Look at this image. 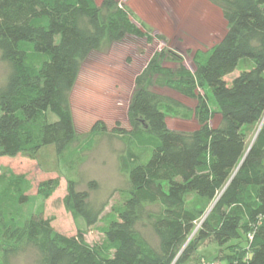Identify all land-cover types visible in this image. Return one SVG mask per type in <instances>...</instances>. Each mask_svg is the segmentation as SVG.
Here are the masks:
<instances>
[{
  "label": "trees",
  "instance_id": "1",
  "mask_svg": "<svg viewBox=\"0 0 264 264\" xmlns=\"http://www.w3.org/2000/svg\"><path fill=\"white\" fill-rule=\"evenodd\" d=\"M212 1L225 33L203 59L195 58L192 77L183 69L169 80L187 96L195 97L193 88L205 91L196 96L197 126L170 129L168 100L147 88L145 77L136 78L128 111L138 125L123 138L146 150L145 159L130 166L138 155L119 157L126 185L103 216L106 201L90 196L95 180L79 189V180L67 179L61 199L76 224L102 221V239L90 244L79 226L74 235L56 231L41 208L20 220L28 186L24 175L9 174L0 186V264L28 249L36 264H192L199 243L210 239L219 253L234 250L204 260L264 264V0ZM126 36L145 32L115 0H0V59L8 68L0 83V157L34 158L53 144L61 159L89 147L91 135L83 142L75 135L70 94L81 61L104 37ZM49 112L56 120H48ZM59 185L58 177L40 181L36 194L48 199ZM241 234L245 246L231 243Z\"/></svg>",
  "mask_w": 264,
  "mask_h": 264
},
{
  "label": "rangeland",
  "instance_id": "2",
  "mask_svg": "<svg viewBox=\"0 0 264 264\" xmlns=\"http://www.w3.org/2000/svg\"><path fill=\"white\" fill-rule=\"evenodd\" d=\"M95 2L100 5L102 0ZM115 2L129 10L134 22L145 32V36H126L120 41H109L104 37L101 45L81 61L70 94V105L75 135L79 142H83L91 135V145L83 151L61 159L57 157L53 144L43 146L34 158L21 155L0 157V186L3 184L4 176L9 174H20L26 178L30 199L19 206L20 220L27 221L41 208L45 217L52 218L51 224L56 231L74 235L79 226L84 230V238L90 244L102 239V233L98 228L103 222L99 221L95 227L87 228L81 221L78 224L73 221L61 203L66 193L67 179L79 180V189H85V184L89 180H95L98 188L90 192V196L98 202L106 201L107 206L102 216L108 213L111 205L119 199L118 190L123 188L127 181V176L119 169V157L123 155L127 159L130 152L138 155L134 161H128L131 166L135 162L143 161L147 155L146 150L136 148L130 138L128 140L123 138L127 131H132L138 125V119L128 111L136 78L145 77L144 84L147 88L168 100L170 108L166 116L170 129L193 130L197 126L194 113L196 96L206 93L202 89L193 88L195 97L187 96L175 89L177 87H172L169 80L176 78L173 73L178 74L183 69L192 77L195 58L203 59L206 51L226 31V22L221 10L212 0H115ZM247 60H244V63H247ZM158 67L164 70L160 71ZM240 67L241 63L227 80H231L235 73L240 71ZM165 70H170L172 75ZM7 71V65L0 59V83ZM187 89L190 90L189 87ZM209 105L214 112L211 121V124H214L218 116L210 94ZM48 120L54 121L56 116L49 112ZM254 129L248 131L247 142L251 141ZM56 177L60 181L59 187L51 197L43 200L36 194L37 184ZM191 201L192 199L188 197V202ZM208 211L207 209L201 219L207 216ZM146 230L150 240H155L151 230ZM231 243L245 246V236L241 234L239 239H234ZM229 250L219 253V246L214 240L202 241L190 262L195 264L197 259L212 260L218 253L224 258L230 253ZM221 257L214 261L217 264H225ZM7 264H36L34 252L28 249L10 256Z\"/></svg>",
  "mask_w": 264,
  "mask_h": 264
},
{
  "label": "built area",
  "instance_id": "3",
  "mask_svg": "<svg viewBox=\"0 0 264 264\" xmlns=\"http://www.w3.org/2000/svg\"><path fill=\"white\" fill-rule=\"evenodd\" d=\"M251 239V236H249ZM200 264H217L215 261H209V260H202Z\"/></svg>",
  "mask_w": 264,
  "mask_h": 264
},
{
  "label": "water",
  "instance_id": "4",
  "mask_svg": "<svg viewBox=\"0 0 264 264\" xmlns=\"http://www.w3.org/2000/svg\"><path fill=\"white\" fill-rule=\"evenodd\" d=\"M248 151V150H247Z\"/></svg>",
  "mask_w": 264,
  "mask_h": 264
}]
</instances>
